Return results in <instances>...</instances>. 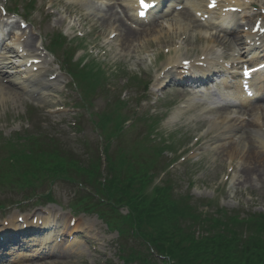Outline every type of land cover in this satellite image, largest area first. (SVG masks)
Wrapping results in <instances>:
<instances>
[{"label": "rangeland", "instance_id": "rangeland-1", "mask_svg": "<svg viewBox=\"0 0 264 264\" xmlns=\"http://www.w3.org/2000/svg\"><path fill=\"white\" fill-rule=\"evenodd\" d=\"M28 1L9 0L8 8L10 10L15 8L18 15L21 17L25 16L30 26L28 28L30 35L34 38V41L38 42L37 49L41 43L44 46H48L51 36L55 33L63 32L71 40L68 43V47H72L77 52L75 61L80 60L82 56L89 53L96 58L98 64L102 62L111 71H113L112 68L119 67L121 70L124 69L131 72H138L142 68H152L150 63H153L154 55L151 53L157 51L162 53L164 50V48L159 49L161 47L159 45L163 44V42L152 41V36L148 35L139 39V43L146 47L145 53H142L143 50H139L131 56L125 50L122 51L117 40L112 41L111 45H106L108 41L104 37L108 34V31L104 29L102 22L97 21L92 11L82 9L80 4L75 5L76 0H35L36 7L30 17L27 16L26 12ZM51 3L56 4V7L51 9L55 12L52 16L49 15L51 10L44 9L45 6L51 5ZM3 4L4 0H0V5ZM92 4L94 6L100 5L94 0ZM74 6L79 7L72 9ZM70 11L77 16H82L83 25L86 24L87 26L81 27L82 20H80L81 25L71 20ZM3 21L5 23L8 21L16 23L10 24L11 32L4 46L5 50L0 55V62H2L0 73L7 74V79H0V134L4 137H10L12 134L22 132L28 128L29 124L25 121L28 118L27 108L35 106L39 111V122L48 126L49 131L56 135L71 137L73 135L71 126L77 120L80 121V118L67 110L61 112H55L54 110L57 106H71L72 102L76 103L79 100V93L72 88L71 79L62 72L58 60L55 59L54 61L53 57L46 56L45 63L41 66V72L44 74L43 78L45 80L49 79L51 75L57 73L60 81L69 84L66 89H63L64 84H58L54 91H47L48 94L46 96L33 97L34 92L25 82L26 74L21 67V60L15 56L16 47H14V40L19 29V20L11 17L9 20ZM72 25L75 26L74 29L69 28ZM5 28L7 31L10 30L8 27ZM75 31H81L84 38L76 40L78 37H76ZM232 33L234 36L237 35V31ZM196 34V30L190 32L187 35L188 40L193 41ZM155 36H158V31ZM235 39L238 47L243 45V41L242 39L240 40L239 36L235 37ZM81 40H83V43H81ZM175 44L184 46L181 41H176ZM194 47L198 48V45L194 44ZM27 50L34 51L35 49ZM90 60L91 58L84 60L83 64L88 63ZM52 61H54V64H52ZM142 78L143 80L148 79L146 75H143ZM179 96L175 94L177 102L181 99ZM94 107L93 111H101L104 107L103 101H95ZM220 115L222 116L223 113L221 112ZM83 117L85 121L83 125L84 137L89 144H92L95 141V137L90 125L87 123L88 114L84 113ZM210 120L212 119L209 115L193 108L190 112L187 114L184 112L183 115L175 120L168 119L161 126V130L165 135H175L178 141L175 144V149L185 145V148L180 149L176 154L180 158L183 157L184 161L180 160L177 162L171 170L175 179L176 193L178 195L190 193L197 199L214 201L221 207L229 211H238L242 215L248 213L264 214V177L259 181L252 179L254 182L251 181V183L247 184L242 179H238V174L232 177L229 169L232 166L235 171H240L242 155L247 144L255 142V145L260 147L258 145L261 144V139L255 135L256 130H251L247 136H242L243 134L241 135V133L243 131L240 130L239 123H237L233 124L235 129L231 133H227L224 130L228 137L223 138L219 137V134L223 132L222 130L207 132ZM195 137L199 138L197 144L192 141ZM236 142L239 143V149L237 151L238 157H236L234 162L230 161L229 155L225 157L224 154L217 153L222 148ZM189 151L191 153L185 156L184 153ZM261 151L264 152L263 149ZM173 156L166 155V158L170 159ZM52 192L57 201V207L43 208L35 206L37 204H29L20 210H17L16 207H10L0 213V223L3 219L10 221L14 218L15 220L17 215L24 212L25 216L29 214V216L32 215L31 217H36L39 214L45 215L42 210L48 211L49 209H52L53 213L61 217L60 220L52 223L55 228L51 233L48 231V234L44 235L43 239L41 237L34 238L35 246L42 244L44 239L52 238L54 242L57 240L53 247H50L53 249L49 252V255L34 256L22 261L21 264H121L117 259L116 235L109 233L102 223H95L93 217L85 216H80L76 219L78 228L73 231L75 227L71 228L68 225V221L71 218L68 209V196L71 190L65 186L57 185L53 187ZM76 232H83V237L87 239L86 242L90 245L83 244L82 240L76 239L74 237ZM67 236L73 237V239L68 240ZM27 249L35 255L41 251L34 248ZM16 250L18 248L10 249L11 252ZM34 258L39 259V261H33Z\"/></svg>", "mask_w": 264, "mask_h": 264}, {"label": "trees", "instance_id": "trees-1", "mask_svg": "<svg viewBox=\"0 0 264 264\" xmlns=\"http://www.w3.org/2000/svg\"><path fill=\"white\" fill-rule=\"evenodd\" d=\"M21 157L29 168L23 176L30 185L37 177L43 182L46 176L59 179L75 171L83 182L96 187L100 200H106L110 210L126 207L128 216L108 219L109 226L122 238L141 239V248L149 245L171 264H264L263 214L240 218L239 214L216 210V217L203 216L189 205V200L175 199L168 186L155 189L148 197V170L138 163H128L122 169L109 161L110 179L101 184L97 183L96 167L79 169L70 156L57 149L47 150L28 142ZM144 251L130 249L124 254L125 263L165 264L150 255L146 247Z\"/></svg>", "mask_w": 264, "mask_h": 264}, {"label": "bare ground", "instance_id": "bare-ground-1", "mask_svg": "<svg viewBox=\"0 0 264 264\" xmlns=\"http://www.w3.org/2000/svg\"><path fill=\"white\" fill-rule=\"evenodd\" d=\"M85 1L87 3H90L89 0H82ZM199 4H202V2L199 0ZM114 6H109L106 10V12L104 13V15L101 18L102 24L104 25V28L109 30L110 27L114 30H116V32H118V41L120 43V48H122V51L125 50V52L129 53L131 56L132 54H135L136 52H138L139 50H143L142 53H145V48L143 45H141L139 43V39H141L146 33L148 32H153L154 30H156L155 27H158V25L154 24L152 25L151 28L147 29V28H143V30L141 31H135L132 30L130 28H128L124 23L121 17L118 16L117 13L114 12ZM135 8V7H134ZM133 8V9H134ZM124 16V12L122 13ZM126 16H127V12H126ZM181 19L183 21H190L191 24H194L193 21H195L194 18L193 21L189 19V15H188V10H186L184 12V14H182V16H180ZM138 22V21H137ZM196 22V21H195ZM143 27V26H142ZM161 27V26H160ZM4 27H0V35L3 34V29ZM228 32H231V28H227ZM180 34V33H178ZM230 34V33H229ZM228 34V35H229ZM10 34H8L9 36ZM153 36V35H152ZM170 38H168V40H172V39H176L177 38V34L173 36H169ZM218 38V37H217ZM189 39V38H188ZM187 38L184 39V43H186L187 41H189ZM226 39V43L227 45H231V42ZM223 40V39H222ZM18 41H20V38L16 39L14 46L15 47H20ZM158 41H164L162 39L158 38ZM24 47V49H34V38L32 36H29L27 41L23 43L22 45ZM19 52H15L16 57L17 58H23V61L21 60V63L24 64H28L29 61L27 60L26 57L24 56H19L18 54ZM140 54V53H139ZM138 54V55H139ZM29 60H34V59H38V58H28ZM26 74V80L29 82L28 85L33 86L36 89H40V91H43L44 89H49V88H54L55 86V82H50V81H45L43 79V77L41 76V70H40V66H30V69H33L34 67H37L38 70L36 73H33V71L26 69V66H23ZM174 68V67H173ZM173 68L171 70H173ZM170 74V72H169ZM168 75V74H167ZM3 78L5 79L6 76L4 75ZM165 80H163L164 82ZM258 103V107L256 106L255 108H251L250 112L255 111V109L260 110L262 112L261 117V122H259L258 120V116H256V118L251 119L250 122H242V129L245 130L244 134L245 136H247L249 130L254 129L255 127H258V133L257 135H259V138L262 139L264 141V132H262L261 128H264V106L263 103L261 102H256ZM212 127H217V128H225L227 130L231 128V126L229 124H227L226 121H222L220 124H216V123H212L211 124ZM260 129V130H259ZM261 142V144H259L257 147L255 145V142L253 143H249L247 144V146L244 148L245 152L242 155V166L240 168V171L237 173V171L234 173L233 176H235V174H238V179H242V181L244 183H251L252 179L253 180H261L264 177V152H262L261 150H264V142ZM239 149V143H233L227 147L222 148L220 151H218L217 153L220 154H224L225 157L228 156L231 162H234V160L236 159L237 156V151ZM222 152V153H221ZM254 182V181H252ZM97 222V221H96ZM1 251V250H0Z\"/></svg>", "mask_w": 264, "mask_h": 264}, {"label": "snow or ice", "instance_id": "snow-or-ice-1", "mask_svg": "<svg viewBox=\"0 0 264 264\" xmlns=\"http://www.w3.org/2000/svg\"><path fill=\"white\" fill-rule=\"evenodd\" d=\"M245 75L247 76V75H250V73L249 72H247V71H245Z\"/></svg>", "mask_w": 264, "mask_h": 264}]
</instances>
